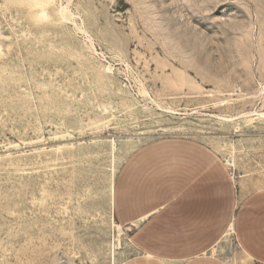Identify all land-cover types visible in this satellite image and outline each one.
Masks as SVG:
<instances>
[{"label":"rangeland","instance_id":"rangeland-1","mask_svg":"<svg viewBox=\"0 0 264 264\" xmlns=\"http://www.w3.org/2000/svg\"><path fill=\"white\" fill-rule=\"evenodd\" d=\"M264 0H0V264H123L120 172L211 145L264 183ZM228 264H264L227 233Z\"/></svg>","mask_w":264,"mask_h":264},{"label":"crops","instance_id":"crops-1","mask_svg":"<svg viewBox=\"0 0 264 264\" xmlns=\"http://www.w3.org/2000/svg\"><path fill=\"white\" fill-rule=\"evenodd\" d=\"M242 184L211 145L162 141L137 151L114 194L135 249L123 264H228L218 252L228 232L264 263V183Z\"/></svg>","mask_w":264,"mask_h":264},{"label":"bare ground","instance_id":"bare-ground-1","mask_svg":"<svg viewBox=\"0 0 264 264\" xmlns=\"http://www.w3.org/2000/svg\"><path fill=\"white\" fill-rule=\"evenodd\" d=\"M264 89V86L262 87V89L261 90H263Z\"/></svg>","mask_w":264,"mask_h":264}]
</instances>
